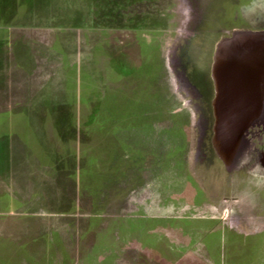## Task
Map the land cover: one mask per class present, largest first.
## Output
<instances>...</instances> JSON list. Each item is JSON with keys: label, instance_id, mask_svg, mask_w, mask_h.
<instances>
[{"label": "rangeland", "instance_id": "1", "mask_svg": "<svg viewBox=\"0 0 264 264\" xmlns=\"http://www.w3.org/2000/svg\"><path fill=\"white\" fill-rule=\"evenodd\" d=\"M14 1L0 2L10 43L21 45L23 33L41 41L28 42L37 63L44 48H52V95L46 108L69 119L36 122L37 137L53 156L51 184L63 186L67 180L73 198L69 208L78 213H51L53 220H68L67 237L59 236L64 249L51 256V264H66L67 238L70 252L77 241L82 245L67 264H189L185 258L161 259L160 249L156 262H149L138 243L140 210L146 199L163 192L179 209L195 205L208 215L214 206L201 205L206 196L201 201L187 196L189 183L203 193L222 192L209 182L226 176L212 144V108L192 79V65L204 61L210 45L215 49L212 35L221 33L205 31L212 10L208 0ZM43 100L34 106L37 113L45 111ZM241 171L264 191V178L247 169L234 171L232 179ZM223 208L212 213L224 218L229 213ZM261 210H251L258 213L252 233L264 232ZM234 212L241 216L237 208ZM203 224L197 221L199 230ZM260 243L256 257L264 264V236ZM169 245V253L174 252ZM151 253L155 257L156 250ZM10 263L26 264L19 251L6 257L5 264Z\"/></svg>", "mask_w": 264, "mask_h": 264}, {"label": "flooded vegetation", "instance_id": "2", "mask_svg": "<svg viewBox=\"0 0 264 264\" xmlns=\"http://www.w3.org/2000/svg\"><path fill=\"white\" fill-rule=\"evenodd\" d=\"M206 2L209 3L208 7L210 6L212 10L210 22H207L205 31L209 35L218 31L221 33L212 35V40L216 42L215 49L212 50L213 45H210L209 53L205 55L204 61L192 65V79L205 90L204 100L212 108V115L214 116L213 103L217 87L215 79L216 53L219 46L223 49L221 86L225 89L230 87L255 89L261 92L259 98L244 97L239 100L255 101L260 99L264 101V38L262 48L258 52V50H254L256 49L255 43L244 41L247 38L235 35V32L238 31H264V24H260L262 26L260 27L258 20L255 19L254 22L249 20V9L255 7L256 0H208ZM244 46L248 48L244 49ZM234 48L235 53L233 52ZM251 51L253 52L251 53ZM254 52L256 53L254 54ZM233 62L236 63L235 68L231 66ZM197 64L200 65V68L197 67L198 69L195 67ZM256 132V146L259 150L264 151V127L257 128ZM217 162L224 169L226 176L209 178V182L210 185H216L222 192L203 193L195 182H190L191 179L190 186L187 188L189 191L187 196L200 201L202 200L200 197L206 196L201 205L214 206L208 207L210 212L208 215L200 214L202 211L196 210L195 205H191L195 208L179 209L176 205L177 202L171 203V200L174 201L170 199L171 195L163 192L158 193L159 195L155 199L148 198L142 203L138 243L141 253L148 254L149 262L150 260L156 262V255L160 249V253L163 254L161 259L172 258L170 260L173 263L185 258L189 264H258L259 257H256V254L262 244L260 241L264 232L252 233L256 222L255 215L258 213L253 214L251 210L254 208L256 211L260 209L264 211V191L252 186L251 179L243 171L239 172L242 174L233 180L232 174L236 172H229L220 158ZM252 189L255 192L251 191ZM237 193L240 195L236 196ZM167 206L172 210L166 212L165 207ZM223 206L227 207L226 210L229 214H226L224 218L216 217L217 214H213L212 211L221 213L225 209ZM236 208L241 216L234 212ZM205 212L207 211L205 210ZM197 221L205 223L202 226L203 229L199 230V226L196 225ZM168 245L175 251L169 253ZM153 249L156 250L155 257L151 253ZM180 249H183L185 253L182 257L178 256L181 252Z\"/></svg>", "mask_w": 264, "mask_h": 264}, {"label": "crops", "instance_id": "3", "mask_svg": "<svg viewBox=\"0 0 264 264\" xmlns=\"http://www.w3.org/2000/svg\"><path fill=\"white\" fill-rule=\"evenodd\" d=\"M7 26L8 22L0 19V264L18 251L26 264H51V256L64 249L59 236L67 237L68 227V220H53L51 213H78L69 208L73 198L69 197L67 180L63 186L51 184L56 179L50 174L53 156L38 139L36 122L69 119L57 112L49 113L46 108L51 105L52 48L45 47L37 63L34 46L28 44L37 40L23 33V43L13 45ZM59 54L62 56L60 51ZM39 98H44L45 111L37 113L34 106L40 104ZM56 216L59 217H53ZM75 231L78 233V222ZM82 233L81 228L79 234ZM65 242L69 246L65 249L67 264L69 256L81 250L82 245L77 241L72 247L74 252H70L68 238Z\"/></svg>", "mask_w": 264, "mask_h": 264}, {"label": "water", "instance_id": "4", "mask_svg": "<svg viewBox=\"0 0 264 264\" xmlns=\"http://www.w3.org/2000/svg\"><path fill=\"white\" fill-rule=\"evenodd\" d=\"M255 3V7L250 10L249 20L254 22L256 19L259 24H263L264 0H256ZM235 35L247 38L244 41L255 43L256 49L254 50L260 52L264 31H238L235 32ZM247 48L244 46V49ZM222 50V47L219 46L216 53L215 79L217 87L213 103L215 119L212 128V144L217 156L223 161L229 172L247 169L257 178H264V151L259 150L255 142L256 129L264 127V101L260 99L255 101L239 100L244 97L259 98L261 92L255 89L247 90L240 87L225 89L221 86ZM233 52L235 53V48ZM235 65L236 63L233 62L232 68H235Z\"/></svg>", "mask_w": 264, "mask_h": 264}, {"label": "trees", "instance_id": "5", "mask_svg": "<svg viewBox=\"0 0 264 264\" xmlns=\"http://www.w3.org/2000/svg\"><path fill=\"white\" fill-rule=\"evenodd\" d=\"M37 1H39V0H37ZM38 4H40V2H39ZM38 4H37V2H36V5H38ZM68 194L70 195L71 193L68 192Z\"/></svg>", "mask_w": 264, "mask_h": 264}]
</instances>
